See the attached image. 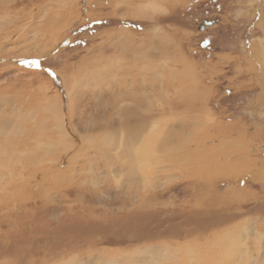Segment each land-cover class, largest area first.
I'll list each match as a JSON object with an SVG mask.
<instances>
[{
  "label": "rangeland",
  "instance_id": "rangeland-1",
  "mask_svg": "<svg viewBox=\"0 0 264 264\" xmlns=\"http://www.w3.org/2000/svg\"><path fill=\"white\" fill-rule=\"evenodd\" d=\"M66 1L49 0V6ZM78 1L72 8L79 14L73 17H27L29 0H20L12 17H0L3 27L13 20L30 21L27 28L20 26L22 34L20 27H6L5 34L18 39L0 42V116L32 121L12 102L24 95L25 102L40 109L45 102L41 88L57 75L64 89L73 91L69 104L79 134L101 140L93 149L83 148L86 155L73 159L66 170L62 165L61 171L34 177L26 172L20 180L14 170H2L7 174L0 178V264H100L108 259L135 264L165 248L180 250L188 241L202 250L216 249L224 240L229 247L220 255L230 254L235 244L247 246L249 256L263 255L264 0ZM23 52L30 60L17 58ZM116 57L126 65L138 57L152 61L159 81L173 84L167 91L160 86L155 96L148 90L144 95L163 108L159 143L171 125L177 130L183 118L195 120V113L208 123L197 139L182 134L178 146L158 147L159 153L148 157L151 178L140 173L142 163L138 167L127 155L116 159L106 151L108 141L123 132L114 126L91 128L110 110L106 94L118 78L111 75ZM24 60L38 61L40 68ZM18 88H29L33 98L15 93ZM172 99L182 106L168 110Z\"/></svg>",
  "mask_w": 264,
  "mask_h": 264
},
{
  "label": "bare ground",
  "instance_id": "bare-ground-1",
  "mask_svg": "<svg viewBox=\"0 0 264 264\" xmlns=\"http://www.w3.org/2000/svg\"><path fill=\"white\" fill-rule=\"evenodd\" d=\"M58 1L62 2L64 0H58ZM74 1L75 0H68L64 2V5L58 4L60 3L58 2L55 5L56 7H54L53 5L49 6L50 4L49 0H29L30 9L28 12L29 15H27V17H50V18L65 17L66 18L72 16L74 12H76L77 13L76 15H78L79 14L78 8L76 11H74L72 8L75 3ZM79 2L80 1H78V3ZM2 4L3 6L0 8V12L3 13V16L0 17H5V18L12 17L11 14L16 13L17 11L16 9L20 5V0H16V1L1 0L0 5ZM152 7L153 9H155V5L152 4ZM19 17L23 18L25 16L22 17L19 16ZM24 21L23 19L22 21L13 20L12 23H9L8 26L5 25V27H3L2 25H0V38H2L1 35H3L4 37L6 36V39L4 38L0 40V42L3 44H7L6 42L9 43L11 39L17 40L18 39L17 35L15 36V35L5 34L6 27L8 28L12 26L13 29L14 28L17 29V27L23 25L24 27L27 28L28 24L30 25V21H26V22ZM46 27H49V25ZM18 32L19 34H22L23 32H25V29L21 28ZM39 35H43V34H39ZM47 37L48 36H46V38ZM46 41L47 40H45V42ZM23 45L25 46V44ZM121 49L122 48H120V52ZM26 51L28 52L29 50ZM116 53L118 54V51ZM25 56L28 55L24 54L23 52V54H20L17 58H23ZM138 58H140L141 60L138 59V61H133V62L130 61V63L128 62L129 65H126V62L124 63L122 62L121 59L118 58H117L118 60L115 59L116 62L111 61V64H113L116 67V70L112 71L111 75L113 74L118 77L117 81L113 82L112 84L114 86H112L110 90L111 92L106 94V96H108V98L111 100L112 104L110 110L106 111L108 114L107 113L105 115L103 114L105 120L100 122V118H98V120L95 119L93 121V126L91 128L93 130H98L101 128L111 129V127L114 126L115 128H117V131L123 132L114 139L108 141L110 148L106 149V151L110 150L108 152L110 153L113 152V156L116 159L124 155H127L131 160V162L137 164L138 167L139 164L142 163L139 168L140 173L144 174L145 177L147 175L149 178H151V172L149 168L152 166L153 162L149 161V158L150 155L159 153L158 147L161 148L162 145L163 148L168 147L169 145L178 146L177 145L178 138L182 137V134L184 135L185 138L188 137V138L197 139L199 134H202L201 132L207 129L208 123L206 122V119L204 118L201 119L200 117H198L201 115L200 112L195 113L196 115L195 120L194 119L189 120L188 118L186 119L183 118L179 122L177 130H174V125H171L172 129L169 130L168 133H166L167 134L166 137L164 136L159 143L157 127L160 117L159 115L160 112L163 111V108L162 110L161 108H158V103L151 104L150 102L152 101L150 99H147L149 101L146 102L147 100L144 98L145 97L144 95L148 90L152 94V96L153 95L155 96L156 94H158V89H160V86L161 89L167 91L173 86V84L170 83L169 81H162L161 83L158 79V69L154 68L155 65L152 63V61L143 60L142 58H144V56L142 58L141 57ZM28 59L30 60V58ZM145 61H148V63L145 64L144 63ZM188 69L189 70L187 71L190 72L191 69L190 68ZM53 77H54L53 79L54 87L52 88L53 84L49 83L50 85L44 86V89L41 88V94L39 92L41 98L44 99L45 101L44 103L42 102L43 100L41 101L42 104L39 107L40 109H38V106L32 107L30 105V103H32L31 101L28 102L27 100V102H25L24 95L21 96L17 95L16 96L17 99H15V103L12 102V104H15L13 105L14 109L16 108L18 110L19 109L24 110L26 114L29 115V118L32 119V121L28 120L27 119L28 117L26 118L20 117L19 119H16L17 118L16 115H15L16 120L7 118L8 115L5 118L3 115L2 116L3 119H1L2 117L0 116V178H2L5 174H7L11 169L15 171V176H17V180L23 178L26 172L28 173L27 176L28 175L31 176V174H33L32 177H34V175L38 173H46L47 171L52 172L55 169L57 170V172L61 171V169L63 168L62 165L65 166L64 169L66 170V166L70 167L71 163L73 162V159H75L76 157L82 154L86 155V153L82 151L83 148L86 147L88 149L90 148L93 149V145L101 141V140L98 141L97 137H94L92 140L93 137L92 134H88V135L79 134L80 131L76 126H74L72 122L73 104L71 103L69 104V101L72 100L73 91L71 92L72 89H68V87L67 89H64V85L66 84L62 83L63 80L60 77H58L57 75H53ZM49 88L53 89L51 90L52 91L51 94L48 93ZM38 91L39 90L37 89V93ZM16 92L18 93L24 92V94L25 92L26 93L28 92L29 94L27 93V96H29L30 98L32 91L29 92V88H25V89L18 88L15 91V93ZM173 92L176 93V90L174 89ZM11 96L13 95L12 94L10 95V99ZM78 99L80 98L78 97ZM151 99L154 100V98ZM128 101H131L133 105L127 106ZM34 103L35 102H33V104ZM83 105L86 107L87 103H83ZM98 106L101 107V104L98 103ZM181 106L182 105L180 103L174 102L173 99L168 102V110H173ZM6 107L7 106H4L3 108ZM144 110H146L147 113H144ZM2 111H3L2 114H5L7 112V109L5 111L4 110ZM113 111L115 112L116 116L113 115ZM34 112L35 113L42 112L43 115L40 116L38 114H35ZM45 112H47V114H45ZM74 112H78V111H74ZM84 112L85 109L83 108L82 113ZM10 113L13 114V112ZM205 115L206 113L204 114V116ZM128 135L131 137V140H129ZM187 154L189 153L184 152L183 155H187ZM85 155L79 161L83 160ZM104 155L106 156L108 154L104 153ZM5 164L6 165L10 164L9 165L10 168L3 167V165ZM3 169H5L7 173H3L2 172ZM54 175L55 173H52L49 176L51 177ZM11 176L13 177L14 175ZM22 186L23 185H20V187ZM215 237L216 236H214V238ZM219 242L220 240L218 241L217 244L218 246L216 245V249L201 250L198 246L195 247L196 244L194 245L192 242L188 241L185 245H183L180 248V250L176 249L175 251V250H170L169 248L167 249L165 248L160 252H156V255H153L154 256L153 258L150 257L148 261H147L148 257H144L143 259L144 261L140 263L136 262L135 264H161L162 262L164 263L167 262L166 264H264V254L255 257L249 256V251H250L249 248L247 246H241L238 244L230 245L231 248H229L228 250L230 254L220 255L221 253H219V251L221 250L227 251L229 245L228 243L226 244L224 240L221 241L220 243ZM180 252L182 254L179 255L178 253ZM161 255L165 256L163 257L164 260L159 259ZM99 262L100 264H119L122 262V259H117V260L108 259Z\"/></svg>",
  "mask_w": 264,
  "mask_h": 264
},
{
  "label": "snow or ice",
  "instance_id": "snow-or-ice-1",
  "mask_svg": "<svg viewBox=\"0 0 264 264\" xmlns=\"http://www.w3.org/2000/svg\"><path fill=\"white\" fill-rule=\"evenodd\" d=\"M23 63L28 64L29 66H34L37 69L40 68V63L38 61H23ZM45 71H50V70L45 69Z\"/></svg>",
  "mask_w": 264,
  "mask_h": 264
}]
</instances>
